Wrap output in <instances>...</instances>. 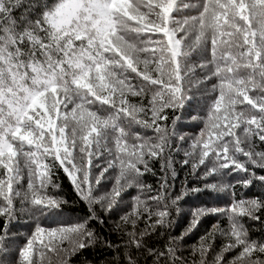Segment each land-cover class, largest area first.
<instances>
[{
    "label": "snow or ice",
    "instance_id": "1",
    "mask_svg": "<svg viewBox=\"0 0 264 264\" xmlns=\"http://www.w3.org/2000/svg\"><path fill=\"white\" fill-rule=\"evenodd\" d=\"M197 99L205 112L192 119L204 126L188 137L178 125ZM262 144L264 0H0V264H71L100 239L91 222L121 212L131 190L115 224L125 239L104 241L117 264H140L138 253L151 264H264V241L244 223H264V192L244 196L264 187ZM177 164L188 170L178 192ZM58 171L89 215L46 227L67 204L53 194ZM205 194L179 236L148 247L181 202ZM23 216L34 227L13 251ZM206 216L227 227L217 221L189 259L181 243Z\"/></svg>",
    "mask_w": 264,
    "mask_h": 264
},
{
    "label": "trees",
    "instance_id": "2",
    "mask_svg": "<svg viewBox=\"0 0 264 264\" xmlns=\"http://www.w3.org/2000/svg\"><path fill=\"white\" fill-rule=\"evenodd\" d=\"M54 2V0H49V3ZM194 2V0H193ZM193 61L196 60L195 55H193ZM201 94H198V96ZM191 112V114H189ZM205 112V100L197 99L195 103L192 104L191 108H186L183 111L182 119L180 125H178V131L181 134H185L188 137L194 136L199 133L200 129L203 128V122L200 119L193 120V115L203 116ZM177 115H181V113H177ZM169 116H172V113H169ZM139 129H133V131H137ZM146 135H152L151 132L145 133ZM187 147V144L184 145ZM261 149H264V144L259 146ZM183 157H177V159H182ZM157 171V176L160 173V163L159 161H155L151 165ZM179 176L177 178L176 191L178 192L180 189L181 182L184 180L185 173L188 171L187 168H181L179 164L176 165ZM54 181L57 182L60 187L56 190L55 195L62 197L67 201V204L63 206V214L60 217L56 218H41V223L46 227H55L59 222H73L77 218L87 217L89 215V209L85 202H83L76 191L74 190L73 185L67 178V176L63 173V171H58L57 174L53 177ZM232 178H229L231 180ZM143 181L145 184H150L153 187L157 184V177L151 175H145L143 177ZM26 183V181H25ZM189 186H193L197 184V181L194 177H188ZM111 186V182L104 185L103 190H107ZM261 192H264V187L260 185H256V187L244 191V196L251 198L255 196H259ZM136 195L135 190H131L129 195L125 196L126 204L122 206L121 212L103 215L104 223L99 224L96 221L91 222V227L96 230L98 237L100 238L98 242L92 246L82 250L76 256L71 258V264H117L115 259L117 252L111 248L105 246L104 241H111L113 244H121L125 237H123L122 232L115 230V224L119 222L120 215L123 214L124 211H128L131 207V197ZM221 199L215 201L217 204H224L227 202V196L221 194ZM211 200V197L207 194L193 196L190 198H186L185 201L181 202L179 214L173 211V215L171 217L172 224L167 229H157V233L154 234L150 239L147 240L148 247L152 248H163L169 236H179L183 230L187 227L190 219L191 212L193 209L200 207L201 205L208 204ZM99 212V209L97 208ZM219 221L221 227H227V220L222 219L218 216H206L204 217L197 229L194 230L189 236L185 237L182 241V254L189 259L192 258L191 248L194 245H198L200 242V238L205 236L206 233L211 231L214 224ZM3 219H0V225H3ZM245 226L249 231V235L254 240L264 241V223L259 221H244ZM11 227L12 235L16 236L17 239L14 241L12 247L13 251L16 246L20 244L24 236H26L34 227V222H32L28 217L23 216L20 218L19 222H13ZM140 228L144 227V224L141 223L139 225ZM160 233H163L161 235ZM225 243L224 239L220 236H217L214 242V247L216 250H219L221 245ZM122 251V250H121ZM229 254L228 258H231ZM140 256V264H151L152 258L143 254H139ZM211 258V257H209ZM122 264V257L119 262Z\"/></svg>",
    "mask_w": 264,
    "mask_h": 264
}]
</instances>
